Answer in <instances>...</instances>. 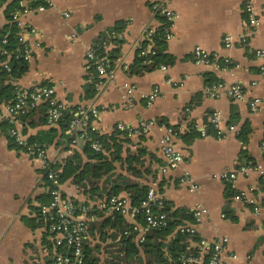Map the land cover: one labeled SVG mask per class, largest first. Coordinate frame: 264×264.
Instances as JSON below:
<instances>
[{"label": "crops", "instance_id": "crops-1", "mask_svg": "<svg viewBox=\"0 0 264 264\" xmlns=\"http://www.w3.org/2000/svg\"><path fill=\"white\" fill-rule=\"evenodd\" d=\"M154 1L167 3L176 13L173 36L164 41L162 48L170 59L161 62L167 69L155 66L142 73L117 69L114 80L96 95L88 85L86 50L96 41L109 40L107 51L116 46L119 49L115 66L120 59L132 64L143 30L161 25L162 18L151 9ZM245 1L54 0V8L31 9L24 18L36 29L28 37L31 45L28 70L9 82L18 87L49 83L55 87L56 97L64 108L97 107L99 117L95 124L98 133L110 143L104 153L114 164L113 171L103 174L98 183L101 195L91 197L74 182V176L62 182L64 195L76 203L95 207L106 199L110 182L118 175L128 182L154 186L172 209L192 211L197 203L207 209L197 224V235L208 239L228 237V254L235 258L225 255L224 264H264V208L255 214L253 203L234 197L251 188L249 197L262 201L264 185L260 175L251 171L230 181L217 178L222 171L249 161L264 165V102L257 111L249 107L253 96L264 100V58L256 55V50H264V0H251L259 25L244 45L240 36L246 20ZM5 8L0 12V31L8 23ZM63 12L69 16L65 17ZM112 30L122 34L120 42L110 39ZM74 31L78 34L75 39L71 37ZM227 34L233 38L231 47L224 45ZM196 46L217 53V60L196 64L193 55ZM217 82L224 86L220 96L207 95L205 86ZM233 83L244 86V100H233L225 93V87ZM129 84L134 86L133 104L124 109ZM154 88H158L159 96L148 106L147 97ZM8 102L0 97V264H52L55 247L39 215L40 206L49 200L45 169L40 160L13 142L10 124L2 119ZM214 111L221 115L219 130L210 123ZM43 115L37 109L19 118L16 125L27 137L44 141L51 165L63 172L74 154H78L81 168L94 162L84 152L85 139L75 135L72 141L73 135L59 124L48 126ZM144 119L152 122L146 135L129 138L116 128L119 122L135 124ZM230 126L235 129L230 130ZM169 128L183 154V162L173 170L164 169L160 147V139ZM201 129H205V136L201 135ZM243 130L248 132L246 142L239 137ZM129 155L138 160L129 163ZM129 164L137 168L136 173L128 169ZM184 172L192 176L195 189L181 182ZM118 195L129 200L125 190ZM102 217L87 218L85 250L87 262L93 264H110L122 257L117 244L119 236H113L116 227L101 223ZM135 259L132 264H140Z\"/></svg>", "mask_w": 264, "mask_h": 264}, {"label": "built area", "instance_id": "built-area-1", "mask_svg": "<svg viewBox=\"0 0 264 264\" xmlns=\"http://www.w3.org/2000/svg\"><path fill=\"white\" fill-rule=\"evenodd\" d=\"M7 0H0V12L5 8ZM37 2V5L47 8H54V0H21V6L12 11L11 21L18 28V40L23 47V55L25 59L31 57V45L28 37L36 33L35 27L24 21L25 16L34 7L31 2ZM151 9L155 15L162 18L159 27H147L143 30L141 40L136 44V57L141 59L143 65L154 63V57L158 53L155 38L159 36L163 41H168L173 36V27L176 20V13L163 1H154L151 3ZM244 11L246 20L244 22V32L240 36L242 44L249 43L250 38L255 33L259 25V18L254 4L251 0L244 3ZM65 17L69 16L68 12L62 13ZM77 32L74 31L71 37L75 39ZM122 34L115 30L110 32V39H121ZM113 41V40H112ZM225 47L233 45L231 35H225L223 38ZM3 39L1 43H5ZM109 40H101L92 43L85 53V59L89 67L88 79L93 84L95 94H100L114 80L117 69L124 72L130 70V63L124 59L115 66V63L106 55H102L99 50L109 46ZM194 62L196 64H208L214 62L218 58L217 53H212L199 46L193 50ZM258 57L264 58V50H256ZM229 63V59H226ZM4 67L9 68L6 61L2 63ZM158 68L166 70L164 64H158ZM16 87L14 98L5 106V113L2 119L10 124L9 133L12 136L16 146L22 148L34 159L40 160L45 169V178L49 200L43 203L39 209V215L45 222L46 232L51 236L55 252L52 264H86L85 255V240L88 236L87 218L88 212L93 205L76 203L70 197L64 195L62 191L61 171L50 164L47 150L44 144L30 140L26 134L16 125L17 120L25 115L30 109L35 108L40 103H46V124L48 126L58 125L61 116L63 115L64 105L59 102L56 97L55 87L49 83H35L30 87ZM222 83H212L205 86L204 91L211 97H219L223 90ZM125 101L122 105L124 109L132 107V97L134 86L126 85ZM225 93L233 100H244L246 91L242 84L233 83L225 87ZM159 96L158 88H154L147 97V105L150 106ZM264 100L260 97L253 96L249 101L251 111L260 109ZM99 117L97 107L79 108L74 117L70 120L67 132L72 136V141L75 135L87 138L89 132L98 133L95 120ZM221 115L218 111H214L210 115V123L216 129H220ZM152 122L144 119L135 124L117 123L116 128L121 131L125 137L133 138L136 136L146 135L151 131ZM234 130V126L229 127ZM221 131H219L220 134ZM201 135L205 136V129H201ZM91 146L95 150H100L101 147L97 142H93ZM160 147L164 155V169H176L183 162V154L177 149L174 142V134L172 129H167V132L160 139ZM264 147V143H263ZM251 171L257 172L261 177V182L264 185V165L262 163H244L238 167L222 171L217 175V178L230 181L236 179L240 174H248ZM181 182L189 186L190 189H195L196 184L188 172H184L181 176ZM251 188L248 191H241L234 197L238 200H246L254 204V213L259 214L264 208V199L260 202L249 197ZM96 208L103 211V214L113 215L119 213L123 215L128 222V227L125 228L120 236H132V240L140 244L146 235L151 230H161L167 226L169 217L165 208L167 207L163 196L156 190L154 186H150L148 191L138 207L131 206L129 200L121 195H111L106 200L99 201ZM193 215L192 223H184L178 225L177 230L186 236L184 249L177 255L176 259L170 258V261L178 264H224V256L228 255L235 258V255L228 254L229 239L226 236H220L214 239L198 237L197 224L203 216L207 214V209L200 203H197L191 211ZM141 215L142 221L136 220V216ZM119 240V238H118Z\"/></svg>", "mask_w": 264, "mask_h": 264}, {"label": "trees", "instance_id": "trees-1", "mask_svg": "<svg viewBox=\"0 0 264 264\" xmlns=\"http://www.w3.org/2000/svg\"><path fill=\"white\" fill-rule=\"evenodd\" d=\"M31 5H37V2H31ZM21 6V0H10L5 8V17L8 23L0 31V61H6L9 68L4 67L0 64V97H3L6 101H11L16 92V87L9 81L12 79L20 78L28 70V60L24 58L22 44L18 40V28L15 23L11 21L12 11L15 8ZM118 29V27H113ZM3 39H6L5 43H1ZM103 40V39H102ZM116 42H120L119 39H111ZM156 46L158 49L157 55L154 57V63L150 65H143L140 58H136L130 65V70L137 73L149 71L155 68L161 62H170L167 55L162 53L164 41L162 38L157 36L155 38ZM118 47H114L110 50L101 49L99 52L102 55H106L113 62L118 57ZM129 70V71H130ZM90 91L94 93L93 84L89 81ZM39 109L43 112V121L46 120V103H40L33 109H30L25 115L26 116ZM76 108H64L63 115L59 120V125L62 130H67L70 120L74 117ZM20 117V118H21ZM247 133L241 131L239 137L243 142L247 141ZM32 141H37L44 144L40 138L28 137ZM108 139L97 132L91 131L88 133L87 138L84 141V152L89 159L94 162H88L81 168V162L78 160V154H74L68 159L67 164L63 172H61L60 178L63 182L69 176H74L73 180L80 187L84 188L86 192L90 193V196L94 198L95 195H101L98 192V183L101 180L103 174H107L113 171L114 164L113 160L109 159L104 153L105 149H108ZM97 142L101 149L95 150L91 144ZM120 149L119 145H116ZM144 151V149H141ZM139 152L138 155H141ZM138 160L134 155H129V163L132 160ZM54 167V166H53ZM128 169L133 172H137V168L128 165ZM121 179V180H116ZM115 180L110 182V187L107 190L105 198L107 199L111 195H118L121 190H125L128 194L130 205L138 207L143 201L149 186L144 184H138L135 182H128L124 176L118 175ZM86 182H83V181ZM104 199V200H106ZM167 207L165 211L168 213L169 221L166 227L161 230H151L147 233L145 240L137 244L132 240V236H120L118 240V248L121 249L119 261L110 264H121L120 261H124V264H132L134 258L140 264H178L177 262L170 261V258L176 259L177 255L184 249L186 236L181 234L177 227L184 223H192L193 215L192 212L183 208L172 209V207L166 202ZM89 216H103L101 223L113 224L116 227L113 236H119L121 232L128 227V222L125 217L119 213L105 216L103 211L93 207L89 212ZM136 220L142 221V216L137 215ZM88 226V225H87ZM86 264H93L87 262L88 251L85 250ZM109 264V263H108ZM123 264V263H122Z\"/></svg>", "mask_w": 264, "mask_h": 264}]
</instances>
